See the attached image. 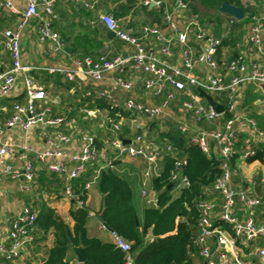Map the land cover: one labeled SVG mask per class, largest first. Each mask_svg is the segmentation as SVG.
Here are the masks:
<instances>
[{"label": "built area", "instance_id": "1", "mask_svg": "<svg viewBox=\"0 0 264 264\" xmlns=\"http://www.w3.org/2000/svg\"><path fill=\"white\" fill-rule=\"evenodd\" d=\"M23 1L25 7L19 12L16 26L0 30V43L10 61L8 67L0 61V101L13 92L20 73L38 69L21 63L19 38L31 18H38V40L47 45V54L61 51L64 47L63 40L47 18L52 14L53 1ZM70 1L90 8L96 0ZM40 2L47 16L39 14ZM136 6L156 10L159 24L144 23L136 30L129 25V16L99 15L106 30L130 45L131 50L125 56L122 52L111 58L107 54L97 57L84 55L73 59L72 68L44 70L59 72L67 81H74L76 74L87 76L93 85L82 92V97L102 99L128 111L130 116H142L148 120L172 117L174 126L190 142L206 155L214 152L220 160V173L208 192L215 196L198 198L195 202L199 212L196 238L199 264H264V179L243 174L236 162L254 155V144L264 137L255 120L239 111L237 103L239 90L245 83L264 85V0H259L250 14L244 13L242 19L247 20V34L244 40L235 41L231 46L232 55L224 50V36L209 33L207 24L191 11L184 0H139ZM0 9L15 11L13 0H0ZM220 14L227 17L222 24L224 28H231L242 21ZM174 46L179 51V64L167 60L173 55ZM243 46L245 51L241 50ZM248 52L251 56L255 54L256 60L251 61ZM197 70L200 74L195 72ZM137 75L141 77L142 95L146 99H157V102H143L133 97L121 100L119 94L131 91ZM197 88L213 99L223 94V102L214 99L223 106V111L217 113L199 95ZM23 96L24 102L12 103V113L6 122L3 124L0 120V176L21 179L20 191L28 192L36 186L39 178L37 167L59 175L64 181L63 192L70 198L73 197L72 181L88 168L95 167L96 175L104 168H114L115 161L125 158L144 162L142 174L146 181L158 173L157 164L164 153L176 158L170 173L174 192L189 187V179L177 171L184 159L177 158L176 149L170 144L163 148L155 147L141 134L122 136V117L108 126L104 136L95 137L103 144L102 149L92 143L93 136L83 133L80 135V148L66 154L63 146L71 142V135L58 129L46 133L44 145L39 148L28 143L15 145L6 142L3 139L6 127L27 133L34 126L57 127L64 120L63 115H53L44 88L30 75L23 77ZM175 105L180 110L179 116L173 114ZM186 115L194 121L193 124L187 122ZM124 139L129 142L124 143ZM237 142L240 143L238 148ZM13 156L20 166L9 162ZM261 165L264 168V164ZM94 180L95 177L85 184L87 191ZM141 197L146 200V205L156 204V199L149 198L146 189L141 191ZM76 203L84 204L78 198ZM37 215V209L25 206L11 221L8 242H0V256L5 262L13 263L20 256L21 249L34 241ZM88 216L92 214L89 212ZM100 228L123 252L124 264H133L129 242L102 222ZM0 264L3 263L0 261Z\"/></svg>", "mask_w": 264, "mask_h": 264}, {"label": "trees", "instance_id": "2", "mask_svg": "<svg viewBox=\"0 0 264 264\" xmlns=\"http://www.w3.org/2000/svg\"><path fill=\"white\" fill-rule=\"evenodd\" d=\"M191 11L196 13L194 2L199 3L204 8L218 14V7L224 1L242 7L245 14H250L259 0H255V5L246 0H184ZM139 0H119L113 10V17L119 18L129 12L146 11L159 20V14L154 9L141 8L136 6ZM246 18L240 21V24ZM81 24V23H80ZM239 24V25H240ZM71 29L75 27L70 25ZM80 27V26H79ZM78 28V27H77ZM70 31V30H69ZM218 33V32H217ZM64 33H62V37ZM69 42L70 53L75 57L84 55L105 54L102 50L103 42L107 40L104 26L96 20L95 26L83 31L78 29L75 35L63 37ZM233 36L229 35L223 39V44H230ZM114 48L107 57L111 58L120 51L118 50L121 40L113 38L110 40ZM102 50V51H101ZM37 79L44 81L46 88L48 84L69 88L67 80L61 78L59 74H48L44 71L31 72ZM264 99L259 93L255 94L251 89L246 90L243 95L242 107H249V116L256 122L257 128L264 134V103L262 108L253 105L257 98ZM214 99L223 102L224 95L214 96ZM88 100V107H94L98 111L104 110L108 116L116 122L119 117H130L128 111L122 110L119 106H112L99 98H84ZM49 103V102H48ZM251 105V106H250ZM78 106L75 105V109ZM71 107L66 108L68 114H72ZM65 115V114H64ZM64 120L55 129L62 130ZM156 128V123H151ZM61 127V128H60ZM158 132V145L170 144L177 151V158L184 159L177 171L189 179V187L182 188L177 193L173 190L170 179L171 170L175 167V159L164 153L162 162L158 167V173L152 177V187L156 192V204L147 205L143 210L141 221L137 218L134 204V185L136 179H129L119 173L116 169L104 168L95 175V169H87L79 178L72 181L73 197L69 198L68 215L72 219V224L56 217L54 210L44 202L39 206L36 219L37 231L36 240H45L47 233H52L53 242L47 249L45 259L42 264H72L75 256L72 248L81 247L85 260L80 264H124V254L117 248L111 238H105L101 232L90 234L87 231L89 220V208L86 205L88 191L85 184L95 177V187L101 196L100 207L96 217L111 230L115 231L130 244L129 252L133 259V264H199L197 238V221L199 212L195 206L196 199L210 198L214 193L208 192L215 178L220 173V160L216 155H206L195 144L189 141L184 133H181L172 123L167 128ZM128 131L124 129L122 136H126ZM82 133H80L81 135ZM143 135V134H142ZM241 136V135H240ZM239 136V139L241 138ZM146 141L154 142L150 132L143 135ZM98 138V137H97ZM164 145H162L164 147ZM240 143L237 142V148ZM255 153L246 159L247 162L258 161L264 164V137L254 144ZM116 162V161H115ZM41 171L43 169H40ZM40 172L39 182L45 177L44 172ZM54 182L61 186L55 173H49ZM83 200V205H77L76 199ZM216 224V223H215ZM226 228V224L222 223ZM39 233V237H38ZM106 233V231H105ZM107 234V233H106ZM108 235V234H107Z\"/></svg>", "mask_w": 264, "mask_h": 264}, {"label": "crops", "instance_id": "3", "mask_svg": "<svg viewBox=\"0 0 264 264\" xmlns=\"http://www.w3.org/2000/svg\"><path fill=\"white\" fill-rule=\"evenodd\" d=\"M52 1H53V4H52V14L51 15H48V16L46 15L42 2L38 4V12L42 16H47V18L50 20L52 29L59 35V37L64 42L63 50L58 51L56 53L47 54L46 53L47 45L45 43H41L38 40V32H37V26L39 23L38 18L33 17L28 21L27 25L22 30L20 34V38H19V46H20V51H21V63L23 65H26L29 67H36L38 69H31L25 73H20L15 82V87H14L13 92L8 97L3 98L0 101V120L3 124L6 122V120L10 117L12 113L11 112L12 103L13 102H24V96H23V77L24 75L32 76L37 84L43 87H46L44 81H42V79L35 78L31 72L44 71L48 73L46 70H44V68H72L73 67L72 63H73V59L75 58V55L70 53L71 48L68 45L69 42H66L67 40H65L63 37L75 35L76 32H78L79 28H81L83 31H88L92 29L95 26L96 20H98L104 26V24L99 19V15L101 13H109L113 16V10L119 2V0H96L92 3V7L85 8L80 4L72 3L70 0H52ZM13 2L15 6V11L7 12V11L0 9V30L14 28L18 21L19 12L25 7V1L23 0H13ZM127 16H129V19H128L129 25H132V27H134L136 30L141 24H144V23L159 24L160 22V20H157L153 15L148 14L146 11H138L134 13L129 12L127 15L123 17L127 18ZM123 17H119V18H123ZM226 18L227 17L225 15H220L218 17V21H215L214 19L211 20L207 24V28L209 30V33L216 35V36L223 35L224 38L228 37L229 35L233 36V39L235 40H233L230 44H223L225 52L228 53L229 55H232L234 54V52L232 51L231 46L234 44L235 41H238V40L240 41V40L245 39V36L247 34V28L245 32H241V34H238L237 37L234 38V36L236 35V34L234 35V31H231L227 26H225V28L222 27L223 26L222 24L223 22H225ZM71 24H74L75 26L73 30L70 27ZM239 24H240L239 22L236 23L234 26H232V28L240 27ZM105 31H106V36H107L108 30H106V28H105ZM62 33H64L63 37H62ZM112 39H109L107 37V40L103 42L102 50L105 52V54L112 53L113 51L112 48L114 47L112 46L113 44L110 41ZM65 48H68L69 50L65 51ZM118 48L120 52L125 53V54L129 53L131 50L130 45H128L125 42H121ZM241 50L245 51L246 50L245 46L241 47ZM172 52H173V55L167 58V60L173 64H179V58H178L179 51L176 48V46L173 47ZM99 55H103V54L99 53V54L90 55V56L97 57ZM248 55L251 61L256 60L257 58L255 54H252L251 56L249 53ZM0 61L2 62L4 67H8L10 65V61L1 43H0ZM195 72L197 74H200L198 70ZM52 73L59 74L62 79L66 80L61 73L56 72V71ZM52 73H48V74H52ZM68 82L70 86L69 88H66L67 89L66 94L68 96H73L74 98L73 100H75L77 106L82 105L79 108V110L83 111L84 115L89 118L90 116H93V113H98L99 111L96 108L94 107L89 108L88 103L90 104V102L88 100H84L85 102H83L82 99H84V97L81 96L82 92L85 89H88L93 85L92 80L87 76L76 74L74 76V81L68 80ZM141 82H142L141 77L137 75V80L134 83L131 91L121 92L119 94L121 100H123L126 97H133L143 102H151V103L157 102V99H146V97L142 95L143 92H142ZM47 87L53 88V89L59 88V86H54L51 83L48 84ZM249 89H251V91H254L255 94L259 93L260 95L264 96V85L256 83V82H249V83H245L240 88L239 93H238V98H237L238 108H239V111H241L244 114H247L248 116L252 108H250L251 110L249 111L247 107H242L241 104H242L244 93L246 92V90H249ZM46 101L47 103L49 102L48 104L52 107L53 115L55 116L63 115L64 116V121L66 123L62 125L63 129L61 131L69 133L71 135V142L63 146V151L66 154H70V153H73L74 151H77L81 145L80 134L72 135L73 132L69 130L71 126L69 123H67L66 116L62 112H59V109H58V107L62 108L61 100L48 101V99H46ZM263 103H264V99L263 98L260 99L259 97L253 101V105H256V107L258 108H262ZM83 104L84 106H86L85 108H83ZM179 111L180 110H178V106L175 105L173 114L175 116H179L180 114ZM130 117L134 119V118L142 117V116H130ZM186 120L190 124H193L194 122L188 115H186ZM149 121L151 123L153 121L156 123V128L151 126V127H148L147 129L148 131L146 130V132L148 133L151 132L150 134L154 132L153 133L154 135L152 136L155 137L153 139H156V140H154V142L152 143L153 146L155 147L158 146V147L163 148L162 145L164 144L158 145L159 138H158L157 131L158 130L162 131V129L167 128L169 123L173 124L175 119L172 117L170 118L165 117V118L149 120ZM52 127L54 126L37 125V126L32 127L27 133H23L19 129H9L6 127L4 131L3 139L6 142L13 143L15 145H20L22 143H28L30 145H33L34 147L39 148L44 145V136L46 133L52 132ZM121 132H122V129H121ZM92 136L96 137L95 135H92ZM126 136L131 137L130 135H128V133L126 134ZM211 146H212V143H211ZM212 153L213 155H216L214 152ZM9 162L14 166L21 165L20 162L17 160V158H15L14 156L9 159ZM161 162L162 160H159V163L157 164V169L160 166ZM236 162L240 166L241 172L243 174L250 176L253 173V175H257L259 178L263 177L264 179V168L262 167L260 162L258 161L247 162L246 160L245 161L237 160ZM125 163H133V164L139 165L141 167L140 171L138 173H134L133 171L129 170L126 165L124 166ZM90 168L95 169V167H90ZM144 168H145V164L140 159L125 158L122 160H117L114 164V169H116L119 173L125 175L129 179H132V180L136 179V182L134 185V204L136 207L137 218L139 219V221H141L143 210L147 206L146 200L143 197H141V191L143 189H146L148 193V197L156 199V192L154 191L152 187V178L149 177V179H147L146 181H144L143 179L142 171L144 170ZM36 169L41 171L37 167ZM41 172H44V174H46L45 177L47 178L42 179V181L40 182L38 178V182L36 186L28 192L20 191L19 185L22 182L21 179L14 180L7 176H4V177L0 176V242H8V230L10 227V223L13 219L17 217L19 212L25 206H31L39 210L40 204L44 202L46 206L54 210L55 215H56V212L57 213L61 212L63 214L62 217H64L63 220L69 224H72V219L68 215L70 200H69V197H67L63 192V187H64L63 179L59 175L56 174L57 179H59V182H61V186L59 187L57 182H54L51 176H48L49 173H52V172L46 171L44 169ZM39 175H40V172H39ZM94 183H95V180L92 181L91 183V187L88 191V197L86 199V205L88 206L90 213L92 214V216H89V220L87 223V231L90 234H93L99 231L101 232V234L103 233L102 234L103 237L110 238V236L107 235L108 233L106 232L107 233L106 234L105 231H103L100 228V221L96 217V213L98 212L99 207H100L101 196L99 192L97 191ZM52 191H55L59 195L60 193H63L64 197L58 196L59 202L57 201L49 202L47 197H49V193ZM38 237H39V233H38ZM52 242H53V236H52V233L49 232L47 233L45 240L35 241L34 239V241H32L30 244L23 247L20 251V256L17 259H15L13 263L5 262V260L1 256H0V261L3 264H42V261L45 259V256H46L47 249ZM72 264H80V263L76 261V257H75L74 260L72 261Z\"/></svg>", "mask_w": 264, "mask_h": 264}, {"label": "rangeland", "instance_id": "4", "mask_svg": "<svg viewBox=\"0 0 264 264\" xmlns=\"http://www.w3.org/2000/svg\"><path fill=\"white\" fill-rule=\"evenodd\" d=\"M246 1L252 3V5H255V2H256L255 0H246ZM193 4L195 5L196 10H197L196 12L197 16L204 22L205 25L208 24L213 19L215 21H218V14L215 16L214 11L204 8L197 2H194ZM246 24H247V21H244L239 25L240 27L238 28L237 27L229 28L231 31H234V35L236 34L234 38H236L238 34H241V32H245ZM43 88L45 90L46 99H48V101L61 100L62 108L58 107V109H59V112H62L63 114H65L66 121L71 126L69 130L73 132L72 135L74 134L79 135L80 133H84V134L91 135V136L95 135L96 137L100 138L104 136V134L107 133L108 126L114 123L113 119H111L108 116L107 112L104 110H101L98 113H93V116H90L89 118L84 115L83 111L79 110V108L82 105L80 106L78 105V108L75 109L76 102L75 100H73L74 99L73 96H68L66 94V90H67L66 87H59L57 89L46 88V87H43ZM68 106L73 109V111L71 110L73 112L71 115L68 114L69 112H66V108ZM85 107L86 106H84L83 104V108ZM150 125H151V122L145 117H137L134 119H132V117H127L121 120L122 131L126 129L128 131V135L130 136L133 134L134 135H137V134L147 135L148 132H146V130L148 129V127H151ZM153 133L150 135H154ZM125 165L127 166L129 170L133 171L134 173H138L141 168L139 165H136L133 163H125L124 166ZM251 175H253V173ZM58 196L64 197L63 193H60L59 195L55 191H52L49 193V197H47V199L49 202H54V201L59 202ZM62 215L63 214L61 212L59 213L56 212V217L63 220L64 217H62Z\"/></svg>", "mask_w": 264, "mask_h": 264}, {"label": "water", "instance_id": "5", "mask_svg": "<svg viewBox=\"0 0 264 264\" xmlns=\"http://www.w3.org/2000/svg\"><path fill=\"white\" fill-rule=\"evenodd\" d=\"M218 11L221 13H225V14L234 16L236 19H239V20L242 19L244 16V11H243L242 7L233 5L227 1H224L220 4V6L218 7ZM107 37L109 39L114 38V33L112 31L108 30L107 31ZM68 50H69L68 48H65V51H68ZM122 55L125 56V53H123ZM197 91H198L199 95L201 97H203L206 100V102L210 106H212V108L217 113H221L223 111V106L221 104L217 103L211 95H209L208 93H206L205 91H203L200 88H197ZM123 142L128 143L129 140L124 139ZM92 143L99 148H103V144L100 141H98L97 138H95V137L92 138ZM72 251L74 253V256L76 257V261L78 263H83L85 260V257L83 255L82 248L81 247H75V248H72ZM203 264H205V263H203Z\"/></svg>", "mask_w": 264, "mask_h": 264}, {"label": "bare ground", "instance_id": "6", "mask_svg": "<svg viewBox=\"0 0 264 264\" xmlns=\"http://www.w3.org/2000/svg\"><path fill=\"white\" fill-rule=\"evenodd\" d=\"M218 10V9H217ZM219 12V11H218ZM221 13V12H220Z\"/></svg>", "mask_w": 264, "mask_h": 264}]
</instances>
